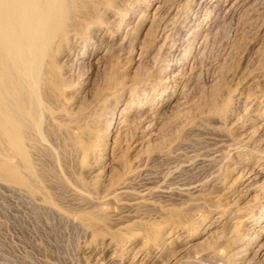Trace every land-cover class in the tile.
I'll return each mask as SVG.
<instances>
[{
  "label": "rangeland",
  "instance_id": "1",
  "mask_svg": "<svg viewBox=\"0 0 264 264\" xmlns=\"http://www.w3.org/2000/svg\"><path fill=\"white\" fill-rule=\"evenodd\" d=\"M118 1L116 11V18L118 20L125 17L128 11L133 12L135 15V17L130 18L129 21L133 25L137 23L138 17L147 16L149 18L145 20L144 27L141 30L142 32L140 31L138 34L137 39L139 38V40L136 39L134 44L126 46L128 43L126 44V39L123 41L124 32L121 31L119 32V39L111 43L113 36L117 32V26L112 28L106 36L97 37V39L92 41L88 51H86V54L88 53V58L83 60L84 63L79 66L77 65L74 70L75 74L73 76L75 78L72 77L76 83L75 87L79 86L78 89L87 91L93 86L92 84L96 85L99 82L102 72L106 71V68H109L113 63L120 75L125 74L124 76L122 75V77L127 84H135L133 86L134 88L126 89L124 91L125 93L120 95L118 100L121 109V107L125 108L129 102L133 101L138 95L137 91L141 89H148L152 94H157V97L160 96V94L171 96L170 92L174 90V88H168L170 92L161 93L160 83L157 80L159 77L157 76H160L161 70L172 64L175 65V70H172L170 75L174 76L175 81L178 80V94L175 93L166 101H164V97L161 96L156 104L157 108L155 109H159L160 113H165L159 114L161 117L158 118L161 119H159V121L157 120V127L155 126L156 129L154 128L155 138L153 136L151 137L149 148L147 149L148 151L135 150L137 140L135 138H138L141 131L137 119H133L132 117L129 118L130 120L128 122H122V124L117 122L118 125H114L117 127L115 128V134H120L119 139L122 141L121 146L124 151L127 152L124 153V155H128L126 157L133 165V170L129 173L131 179L129 178L130 180H128V183H126L127 185H125L126 193L117 197L116 200L119 201H112L110 205L107 204V206H103V209L107 212L106 214H102L97 208L87 203L88 201L84 200L83 197L69 187L64 188L60 185L59 187L57 184L52 187L53 190L51 191L54 193L53 195L56 196L55 199L58 201L57 203H59V208L60 205L63 206L58 213L55 209H52L53 211L49 208L45 209L38 201H26L27 198L25 196L23 197L21 194L17 195L18 192L15 194V190L5 186L8 184L7 182L5 183L0 180V264H129L133 255H135L136 251L146 241V230L142 228L144 225L158 226L162 229V237L159 242L155 244L151 243L152 245L150 244V246L143 248L144 251L142 250L143 254L141 253L140 261H135L136 264H230L227 259L226 250L223 248H211V244L214 240L207 237L208 234L204 232L203 227L209 222H216V218L218 221V216L220 214H225V216L229 215L230 210L242 207V205L249 200L253 201L255 199L254 201L259 203V201L264 198V192L262 193L261 190L260 192H254L255 195L253 193H248V191H246L248 189L247 182L244 179L237 178V174L234 173L231 168L236 166L238 159L243 157L249 158L252 161H257V159L259 161L261 159L260 166L262 165L261 167L264 168V136L258 135L259 130L256 124V126L247 125L243 128L241 125L244 121H242L241 118L239 119L243 109L242 102L245 99L246 89L250 86L255 90L258 84L257 81H252L253 76H262L264 78V60H260L262 55H264V0H255L253 3L254 5L252 4L251 7L247 8L248 10L246 9L244 12L236 14L231 19L233 23L231 21H229V23L223 22L224 20L222 19L224 15L223 12L231 0H183L184 2L179 0L180 7L178 6L170 10V12H172L170 17L172 18L168 24L169 27L163 28L164 26H160L161 28L159 27L160 29L158 28L157 31L150 24V18L159 4V0ZM217 5H219V7H216ZM167 9L168 8H165V11ZM212 28L214 29L212 31L214 35L210 34L208 37ZM113 29L114 31H112ZM150 32L152 34H150ZM157 32H159V34ZM205 35H207L208 38ZM161 36L163 37L161 38ZM155 37H159L158 40L160 42H158ZM259 44L263 46L262 49V46L259 47ZM117 46H119V48ZM128 50L131 52L129 58V60L132 58L131 63L129 60L127 63L123 59ZM94 51L95 53L89 56ZM184 52L186 55H184ZM106 55H108L109 58L106 57ZM101 57L103 59H101ZM120 59L125 64L120 61ZM98 60L100 63L97 62ZM114 60L116 63H114ZM237 80L242 81V83L237 85ZM229 90L232 92L233 101L229 104V112L226 113L228 115L225 114L226 116L223 115V117L218 120L207 118L200 114L201 99L204 94L210 93V91L224 94ZM201 93L203 95H201ZM256 93H258V96L262 97L260 91ZM217 120L218 123H216ZM226 120L228 122H226ZM219 122L221 123L219 124ZM225 124L228 125L225 126ZM121 127L123 128L122 131ZM217 127L218 130H216ZM231 138H233V142ZM235 141L242 144V146L240 147L239 144H235ZM250 147H253L252 150L249 149ZM111 148V142H109L107 145L108 151H105V153L109 154ZM262 149L263 152H260ZM156 156L158 158H156ZM41 159L45 160L46 163L51 162V160H48L49 158L42 157ZM120 161L121 160L111 162L110 159L105 161V164L94 172V175L97 174L98 177H95V175V179H93L92 182L86 183L84 188L90 192L93 190L92 194L96 193L98 194H95L97 197H101L102 193L108 188V184L111 182L112 178L117 173H122L123 168ZM260 166H258L256 171ZM112 167L114 168L111 169ZM100 170L102 172H99ZM131 197L134 199L137 197L138 199H132L131 201ZM201 198L203 199L201 200ZM9 199L10 201H8ZM136 200H144V204H142L143 206L141 208V205L136 206ZM84 201L85 203H83ZM113 203L114 205H112ZM124 203L125 205H122ZM129 203L133 204L134 207ZM88 204H90L91 207H89ZM146 204H149V207ZM86 205L90 209L87 208V210H84V208L87 207ZM39 206H41L43 210H41ZM79 208L83 211L81 209L79 210ZM257 209L258 207L248 209V215L245 218L248 217L250 221L256 218ZM91 210L96 214L99 221L104 217V221L103 219H101L102 221L100 222L97 220L98 225L101 227L105 225L103 230L98 226L100 235L97 237L93 234L92 230L83 227L80 228L76 220V213ZM42 211H44L46 215ZM117 212L118 214L120 213L119 216ZM99 215H102L100 219L98 217ZM113 215L115 217H113ZM75 220L76 225H74ZM105 220L108 223H106ZM220 221L221 220H219V222ZM221 222L223 223V221ZM263 222L261 223L262 226H264ZM161 223L163 224L161 225ZM252 226L256 228L255 225ZM129 228L133 229L134 234L137 236L134 242L127 233V231L129 232L130 230ZM122 230L125 231L123 232ZM256 230H258V227ZM116 233H121L125 236V239L122 243H119V245H117L118 243L113 237ZM143 235H145V237ZM261 241L264 242V239ZM261 241L259 243H261L262 246L260 244L258 245L259 247L257 246L255 248L252 246L248 261L244 264H264V243ZM204 242L207 244L205 245ZM249 243L252 244V241ZM114 244L121 252H115L116 250L114 248L116 247ZM137 245L139 246L137 247ZM96 247L98 248L96 249ZM182 247H184V251H182ZM252 250H254V253ZM120 253H123L122 256H120ZM161 253L166 254V256L164 255L162 258L159 257ZM85 256L89 258L86 259ZM167 257L171 260H168ZM236 263L238 264L239 262L236 261Z\"/></svg>",
  "mask_w": 264,
  "mask_h": 264
},
{
  "label": "bare ground",
  "instance_id": "2",
  "mask_svg": "<svg viewBox=\"0 0 264 264\" xmlns=\"http://www.w3.org/2000/svg\"><path fill=\"white\" fill-rule=\"evenodd\" d=\"M117 2L119 1L118 0H0V180L4 181L5 183L7 182L8 186L7 185L5 186L8 187L9 189L15 190L14 192L15 194L16 192H18L17 195L21 194L23 195V197L25 196L27 198L26 201L29 200V202L31 200L38 201V203L44 206L45 209L46 208H49L51 210L55 209L59 213L60 208L63 207L60 205L59 208L58 206L59 203H57L58 201L55 199L56 196H54L53 195L54 193H52L51 191L53 190L52 189L53 185L57 184V186L60 185L63 186L64 188L69 187L74 192L78 193V195L83 197L84 200L88 201L87 203H90L94 206V208H97L102 214H106L107 212L106 210L103 209V206L105 205L107 206V204L110 205L112 201L113 202L119 201L116 200L117 197L119 195H123L126 193L125 185H127L126 184L128 183L127 181L131 179L129 177L130 176L129 173L133 170V165L126 157L128 155L126 156L124 155V153L127 152H125L121 146L122 141H120L121 139H119L120 134H117L118 136L115 134V128H117L115 126L118 125L117 122L122 124V122L123 123L128 122L130 120L129 118L133 117V119H137L139 121L141 131L140 134L138 135V138H135L137 139L135 144V148H136L135 150L148 151L147 149L149 148V143H150L149 141L151 140V137L153 136L155 138L154 128L156 126L157 120L159 121V119H161L158 118L161 117L159 114L165 113V112L160 113L159 109L156 110L155 109L157 108L156 104L160 100L161 96H163L164 97L163 100L166 101L170 99L171 96L174 95L175 93L178 94L177 93V90L179 89L177 83L178 80L175 81L174 76L170 75V72H172V70H175V65H172L170 63H169L170 65L168 64L169 66H166V68H164L163 70L160 69L161 73L160 76H157L159 77L157 80L160 83L159 86L161 89V93L170 92L168 88L171 89L174 88V90H171L170 92L171 96L166 94H162V95L160 94V96L157 97V94H152V92L149 91L148 89H141L140 91H137L138 95L135 97V99L129 102L125 108L121 107L120 109L118 99L122 93H125L124 91L126 89L128 90L129 88H134L133 86L135 84L133 83L127 84L124 81V78L122 77L123 74L122 75L119 74V71L116 69L115 64L113 63L109 66V68H106L107 69L106 71L102 72L101 79L100 80L98 79L99 82L97 84L94 82L96 85L92 84L93 86L89 88L87 91L78 89L79 86L75 87L76 83L73 79L74 77L73 75L75 74L74 70L77 65L79 66L80 64L84 63L83 60H86V58H88V53L86 54V51H88V49L91 47V43L93 40L97 39V37L106 36V34L109 33L112 28L117 26V32L113 36L111 43H114L116 40L119 39L120 37L119 32L122 31L124 32L123 41H125L126 39L127 41L126 44L128 43L127 45L126 44L125 45L126 46H129L130 44L132 45L134 44V41H136L138 34L142 30V28L144 27L145 20L149 19L147 16H141L140 18L138 17L137 23L133 25L129 21L130 18L135 17V15L133 12L128 11L126 12L125 17L118 20L116 18ZM254 2L255 0H231L229 4L226 6L225 11L223 12L224 13V15L222 16L223 18L221 17L224 20L223 22L226 23H229V21L232 22L231 19L236 14L244 12L247 8L251 7V5ZM178 6L180 7L179 0H159V4L157 5L155 11L153 12L152 17L150 18L151 20L150 24L152 25V27H154L156 31L160 26H164L163 28L167 27L172 18L170 17L172 13L170 12V10L175 9ZM216 7H219V5H217ZM165 8L168 9L165 11ZM213 30L214 29L212 28L209 32V35L207 34L208 37L210 36V34H212ZM112 31H114V29ZM157 33L159 34V32ZM150 34L152 33L150 32ZM207 35L205 36L207 37ZM162 37L163 36H161V38ZM158 38L155 37V39L157 40ZM137 40H139V38ZM158 42L160 41L158 40ZM261 46L262 45H260L259 47ZM117 47L119 48V46ZM262 48L263 46L261 47V49ZM94 53L95 51L92 52L89 56H92ZM130 53L131 52L128 50V52L125 53L126 55H124L123 57L124 61H126L127 63L130 58ZM184 55H186L185 52ZM106 57H108V55H106ZM101 59L103 58L101 57ZM121 59L120 61H122ZM99 60L97 61L98 63H100ZM131 60L132 58L129 60L130 63ZM260 60H264V55H262V58ZM114 63H116V61ZM252 79L253 82L257 81L258 84L255 90H253V87L251 88L250 86L246 89L244 96L245 99L242 102L243 109L241 114L239 112L240 114L239 119L241 118L242 121H244L243 124L241 125L243 128L247 125L256 124L257 126L256 125L255 126L259 130L258 135L264 136V83H263L264 78L262 76H256V77L253 76ZM241 83L242 81L239 80L237 85ZM257 90L261 92L262 97L258 96V93H256L258 92ZM215 91L213 92L210 91V93L204 95L201 93V95L203 96L201 99L200 114L207 118L220 120L223 117V115L229 112V108H228L229 104L231 103V101H233L231 95L232 92L229 90L224 94H220ZM218 120L216 123H218ZM226 122L228 121L226 120ZM220 123L221 122H219V124ZM227 125L225 124V126ZM122 129L123 128L121 127V131ZM216 130H218V127ZM233 138H231V141L233 140ZM109 142H111L112 148L110 149L109 154H107L105 153V151H108L107 145ZM235 144L237 145L239 144L240 147L242 146V144H240L237 141H235ZM252 148L250 147L249 149L252 150ZM260 152H263V149L260 150ZM42 157L49 158L48 160H51V162L46 163L45 160L41 159ZM156 158L158 157L156 156ZM109 159L111 160V162L121 160L120 164L122 165L123 171L120 170L122 171V173H117V174L115 173L116 175L112 178L111 182L108 184L109 185L108 188L105 191L103 190L104 192L102 193L101 197H97L96 195L98 194L96 193H95L96 195L92 194L93 190L91 192L87 191V189L84 188V185L86 183L92 182L93 179H95L94 178L95 175H96L95 177H98L97 174L94 175V172L100 169V167L103 166V164H105L104 162ZM260 160L258 161L257 159V161H252L249 158L243 157L238 159V161L236 162L237 163L236 166L233 165L234 167H231L232 171L237 174V178L244 179L247 182L248 189L246 191H248V193L254 194V192L256 191L260 192V190L262 191V193L264 192V168L261 167L262 165L260 166L261 163ZM258 166H260V168L256 171ZM113 168L114 167H112L111 169ZM99 172L102 171L100 170ZM130 199L132 201V199L134 198L131 197ZM202 199L203 198H201V200ZM254 200L253 201L249 200L248 202L246 201L247 203L242 205V207L240 208L235 209L233 207L234 210H230L229 215L225 216V214H220L218 216V221L216 218V222L215 221L209 222L205 225V227H203L204 232L208 234L207 237L214 240L211 244V248L213 249L223 248L224 250H226L227 259L230 264H235L236 261L239 262L238 264L240 263L244 264L246 261H248V258L251 254L250 251L252 249V246L253 248L257 247L259 244L262 246V244L259 242L262 239H264V226H262L261 224L264 221V198L262 200L260 199L261 201H259V203ZM8 201H10V199ZM83 203H85V201ZM90 204H88L89 207H91ZM135 204L136 206L141 205L140 206L141 208L143 206L142 204H144V200H136ZM112 205H114V203ZM122 205H125V203ZM39 207L41 208V210H43L41 206ZM89 207L88 206L85 207L84 210L85 209L87 210V208ZM254 207L256 208L258 207L257 216L256 218L250 221L248 217L247 218L245 217L248 215L247 213L248 209ZM80 209L81 208H79V210ZM63 213L65 214L64 210ZM119 215L120 213L118 214V216ZM101 216L102 215L98 216L99 219ZM113 217L115 216L113 215ZM103 218L104 217H102L101 219ZM101 219L100 221H102ZM76 220L77 223L80 225V228L83 227L85 229L92 230L93 234L96 237L100 235V232L98 231V226H100L98 225L97 222L98 218L92 210L82 213H76ZM76 220L74 225H76ZM219 220L223 221V223L221 221L220 223ZM162 224L163 223H161V225ZM252 225H255L256 228L258 227V230H256V228H253ZM104 226L105 225H103V227L100 226L102 230ZM142 228L146 230V241L137 251L135 250L136 253L135 255H133V258L131 259L129 264H136L135 261L137 260L140 261L141 253L144 251L143 250L144 247H148L150 246L151 243L155 244L161 240L162 229L159 228L158 226L156 227L153 225H144V227ZM127 233L129 234L130 239H132V241L134 242V240H136L137 238V236L134 234V230L130 229L129 232L127 231ZM143 236L145 237V235ZM113 237L115 241L118 243L117 245H119V243H122V241L125 239L124 234L121 233H116ZM249 240L252 241V244L249 243L250 242ZM92 243L95 244L94 242ZM204 244L206 245L207 243L204 242ZM138 246L139 245H137V247ZM184 247H182V249ZM97 248L98 247H96V249ZM114 249L116 250L115 252L120 251L118 247ZM182 251H184V249ZM252 251L254 253V250ZM122 254L123 253H120V256H122ZM164 255L166 256V254L161 253L159 257L162 258L164 257ZM88 258L89 257H87L86 259ZM169 259L170 258H168V260Z\"/></svg>",
  "mask_w": 264,
  "mask_h": 264
}]
</instances>
